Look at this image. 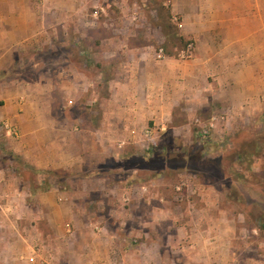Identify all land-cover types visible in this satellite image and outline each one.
Masks as SVG:
<instances>
[{"label": "rangeland", "instance_id": "rangeland-1", "mask_svg": "<svg viewBox=\"0 0 264 264\" xmlns=\"http://www.w3.org/2000/svg\"><path fill=\"white\" fill-rule=\"evenodd\" d=\"M121 2L83 0L92 24L49 29L47 43L20 45L11 61L10 77L50 99L54 134L40 130L36 168L0 142V179L14 204L8 211L0 199V264H209V243L211 264L262 259L264 115L226 120L223 108L180 102L124 138L115 108L135 53L174 64L187 60L180 54L190 41L168 0H125L124 11ZM39 141L68 165L42 168L49 155ZM48 191L56 203L40 200Z\"/></svg>", "mask_w": 264, "mask_h": 264}, {"label": "crops", "instance_id": "crops-1", "mask_svg": "<svg viewBox=\"0 0 264 264\" xmlns=\"http://www.w3.org/2000/svg\"><path fill=\"white\" fill-rule=\"evenodd\" d=\"M23 1L26 3V0H0V142L6 150L36 168L40 160L35 155V141L40 138V130L46 127V137L54 134L50 99L45 101L36 94L35 83L22 84L10 77L11 61L20 45L47 43L43 36L49 29L65 28L74 22L84 27L93 21L86 19L85 8L90 5L83 6V0L78 6L73 2L78 0H46L41 6ZM168 3L171 11L181 18L185 27L182 36L193 45V51L186 61L176 60L174 64L166 58L156 60L146 52L135 53L137 67L130 68L126 75V95L115 108L122 136L135 138L132 134L142 130L139 125L148 120H166L168 117L163 110L171 111L183 104L180 102L195 105L196 109L223 108L226 120L264 115V0H168ZM72 5L77 7L72 8ZM116 6L124 11L125 0ZM73 11L79 12L78 15ZM56 16H59L58 21L45 20ZM85 39L87 41L80 40L89 43V39ZM58 73L66 78L70 71L60 68ZM65 85L59 84L61 89ZM193 92L199 94L196 99L192 97L195 101L191 103ZM106 102L113 106L112 101ZM70 104L68 100L66 105ZM39 143L38 151L49 155L42 168L56 170L61 162L64 163L66 155L63 154L62 159L55 158L49 154L45 141ZM7 190L6 182L0 179V199L3 204H9L6 209L11 211L14 206L12 190L8 193ZM14 191L20 196L17 189ZM30 195L33 199L37 197ZM40 200L44 204L50 200L54 202L55 193L48 191ZM144 234L148 235L149 231ZM226 242L219 245L225 248ZM86 250L90 249L82 247L80 251ZM207 250L210 253L207 260L211 264L215 261L211 254L215 245L209 243ZM261 258L252 259L249 264H264V254Z\"/></svg>", "mask_w": 264, "mask_h": 264}, {"label": "built area", "instance_id": "built-area-1", "mask_svg": "<svg viewBox=\"0 0 264 264\" xmlns=\"http://www.w3.org/2000/svg\"><path fill=\"white\" fill-rule=\"evenodd\" d=\"M192 49V44H188L186 46V49L185 51H182L181 54H180V57L181 58H188L190 56V50Z\"/></svg>", "mask_w": 264, "mask_h": 264}]
</instances>
